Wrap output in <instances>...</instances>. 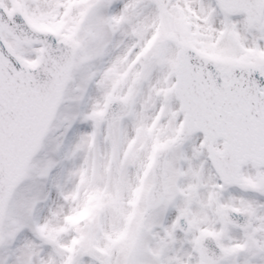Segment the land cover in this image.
Listing matches in <instances>:
<instances>
[{"label": "snow or ice", "instance_id": "obj_1", "mask_svg": "<svg viewBox=\"0 0 264 264\" xmlns=\"http://www.w3.org/2000/svg\"><path fill=\"white\" fill-rule=\"evenodd\" d=\"M0 264H264V0H0Z\"/></svg>", "mask_w": 264, "mask_h": 264}]
</instances>
